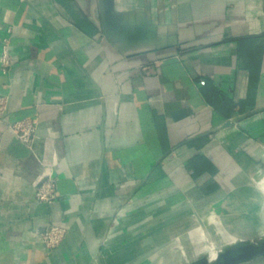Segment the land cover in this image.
Returning <instances> with one entry per match:
<instances>
[{
  "label": "crops",
  "instance_id": "1",
  "mask_svg": "<svg viewBox=\"0 0 264 264\" xmlns=\"http://www.w3.org/2000/svg\"><path fill=\"white\" fill-rule=\"evenodd\" d=\"M5 35L0 264H184L162 246L193 212L264 215V0H0Z\"/></svg>",
  "mask_w": 264,
  "mask_h": 264
},
{
  "label": "bare ground",
  "instance_id": "2",
  "mask_svg": "<svg viewBox=\"0 0 264 264\" xmlns=\"http://www.w3.org/2000/svg\"><path fill=\"white\" fill-rule=\"evenodd\" d=\"M254 180L258 188L263 193L261 201H264V174H262L258 178H254ZM250 216L251 217L249 218H238L235 220V222H231L225 217H223L222 219L211 218L212 223H214V227L217 228L219 231L218 233L216 232V236L219 237L218 239H215L214 231L209 230L204 219L201 218L197 213L193 212V220L191 218L192 222L189 228L180 230L179 232H175V240L179 244L180 250L186 259L188 257H192L189 256V244H194L196 246L194 248V254L207 249L213 250V253L210 257L214 258L217 254V251L214 250L216 245L224 246L226 244L233 243L237 240H242L247 237H255V235L264 234V215L261 214L258 218L257 216L255 217V214H251ZM252 219L253 221H255H251ZM198 235L204 239V245L200 246L201 241ZM185 239H188L190 241L188 242V245L185 244Z\"/></svg>",
  "mask_w": 264,
  "mask_h": 264
},
{
  "label": "built area",
  "instance_id": "3",
  "mask_svg": "<svg viewBox=\"0 0 264 264\" xmlns=\"http://www.w3.org/2000/svg\"><path fill=\"white\" fill-rule=\"evenodd\" d=\"M11 32V29H9ZM1 53H0V68L3 73H8L12 66L11 54V37L10 35L0 36ZM8 106L7 94L0 93V123L4 121V113ZM39 119L37 116L25 117L8 123V129L29 148H33L34 141L37 137ZM35 196L40 201H51L58 197L56 188V179L52 175H48L39 180ZM44 245L53 249L58 247L66 238L67 229L58 224H52L46 227L41 233Z\"/></svg>",
  "mask_w": 264,
  "mask_h": 264
},
{
  "label": "rangeland",
  "instance_id": "4",
  "mask_svg": "<svg viewBox=\"0 0 264 264\" xmlns=\"http://www.w3.org/2000/svg\"><path fill=\"white\" fill-rule=\"evenodd\" d=\"M262 174H264V167H263V172ZM251 183L254 185V188L257 189L259 192V188L255 185V182L251 180ZM261 193V192H260ZM247 208L250 205V201L247 200ZM246 208V209H247ZM249 210V209H248ZM218 215L217 213H215V211H211L209 212L205 217H204V221L207 225V228L211 231H214V238L218 239L219 236H216V234L219 232L217 228H214L213 224L210 222L209 220V216L210 215ZM248 211L246 213V215H248ZM222 219V218H221ZM217 232V233H216ZM199 236V235H198ZM200 237V236H199ZM174 239V238H173ZM264 240V234L261 236H258L256 238L253 239H249V240H237L233 243L230 244H226L224 246H220V245H216L214 250L217 251L216 257H210L211 254L213 253V250L211 249H207V250H203L197 253H193L195 251V245L194 244H189L190 247V252H189V256L192 257H188L187 259L184 257V255L181 253L179 244L177 243V241L175 240L174 242H166L162 247V251H167V250H177L179 251L183 257H184V264H238V259L230 256V251L235 249V248H241V247H245V249L247 250V252L243 255L240 256V259H245V260H252V258H256L258 257L257 255L253 256L254 252L248 251L250 250L249 247H252V245L257 244V243H261ZM200 246L204 245V239L200 237ZM190 242V241H189ZM174 246V247H173ZM177 247V248H176ZM179 249V250H178ZM220 254V255H219ZM194 255V256H193ZM219 257V258H218ZM239 259V260H240ZM257 262L261 263V259L260 257L257 259Z\"/></svg>",
  "mask_w": 264,
  "mask_h": 264
},
{
  "label": "water",
  "instance_id": "5",
  "mask_svg": "<svg viewBox=\"0 0 264 264\" xmlns=\"http://www.w3.org/2000/svg\"><path fill=\"white\" fill-rule=\"evenodd\" d=\"M249 249L250 250H248V251L254 252L253 256L254 255L261 256L264 253V242L254 244V245H252V247H249ZM246 252H247V250L245 249V247H241V248L239 247V248H235V249L231 250L230 251V256L238 259L237 262L239 263V262L245 260V259H240V256L245 254Z\"/></svg>",
  "mask_w": 264,
  "mask_h": 264
}]
</instances>
